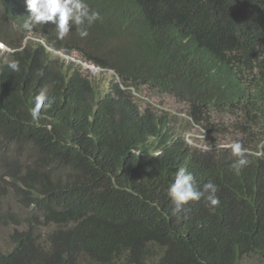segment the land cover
<instances>
[{
  "label": "trees",
  "instance_id": "obj_1",
  "mask_svg": "<svg viewBox=\"0 0 264 264\" xmlns=\"http://www.w3.org/2000/svg\"><path fill=\"white\" fill-rule=\"evenodd\" d=\"M86 2L99 13L88 35L73 25L59 39L51 22L23 28L25 0H0V223L13 225L0 264L263 260L264 0ZM83 62L114 74L104 95ZM44 87L55 102L34 119ZM141 89L184 103L210 133L224 127L215 112L234 116L249 164L237 174L215 140L189 146L170 112L136 100ZM180 167L198 190L216 184L219 204L175 212L167 189Z\"/></svg>",
  "mask_w": 264,
  "mask_h": 264
},
{
  "label": "clouds",
  "instance_id": "obj_2",
  "mask_svg": "<svg viewBox=\"0 0 264 264\" xmlns=\"http://www.w3.org/2000/svg\"><path fill=\"white\" fill-rule=\"evenodd\" d=\"M25 2L29 15L24 21L23 28L31 31L36 25H44L51 22L55 25V30L59 39H63L67 36L73 25L78 30L81 37H86L88 31L85 25H91L99 18V13L91 11L86 0H25ZM0 44L2 46L5 45L1 41ZM4 47L0 49L4 50V52L10 51V48L6 45ZM56 55L65 62L80 63V59L77 60L72 55L69 56L60 52H57ZM84 66L98 69L99 72L106 71L86 63H84ZM8 68L12 72H19V61H9ZM54 102V97L50 96L48 88H42L35 97L34 108L31 113L32 117L34 119L37 118L41 110L50 109ZM187 144L191 147L194 146L189 143ZM230 146L231 153L235 158L231 166L237 174H239V172L249 164V160L247 159L246 152L241 142L237 141ZM204 147H207V144H205ZM256 154L259 155L260 153L258 152ZM217 192L218 186L212 181L205 183L202 191L198 190L195 177L184 167H180L176 170L174 179L167 189V195L175 206L174 211L177 213L180 212L183 205L187 204L189 201H199L202 197L210 207L217 206L219 204V197L216 195Z\"/></svg>",
  "mask_w": 264,
  "mask_h": 264
},
{
  "label": "rangeland",
  "instance_id": "obj_3",
  "mask_svg": "<svg viewBox=\"0 0 264 264\" xmlns=\"http://www.w3.org/2000/svg\"><path fill=\"white\" fill-rule=\"evenodd\" d=\"M4 46L0 44V48ZM3 52L4 50L0 49V55H2ZM72 56L75 59L79 60V57L77 55L72 54ZM84 68H88V70L91 71L88 74L92 77L91 80L94 88L96 86L100 95H104L108 87L112 84V82H114V74L109 71L99 72L98 69L88 66H84ZM133 95L136 100L142 105L148 104V108H158L162 111L170 112L176 122V130L178 131V133L183 134L182 137H184L186 142L189 144L197 147H202L203 149L207 150L208 148L204 147V145L206 143H210L212 140L219 142L218 147H224L230 146L231 144L236 142L235 140H238V138L240 139V136L236 135V130L232 125L236 122V119L232 115L215 112V115H213V120L215 119L224 127L218 126L217 128L220 129L219 132L210 133L204 126L198 125L193 122V120L188 116L186 112L187 108L184 103L179 102L170 96L159 97L151 94L146 89L134 91ZM18 205L19 204H17L16 199L14 197H10L8 198V203L5 207H9V209H11L12 211L16 212L19 215H22L24 213V210L19 208L20 206ZM11 229H13V225L4 226L0 223V246L5 247L9 245L10 241L7 237V234L9 231H11ZM39 231L41 234H44L48 232V228L40 227ZM242 264H264V259L262 260L256 255H250L244 258Z\"/></svg>",
  "mask_w": 264,
  "mask_h": 264
}]
</instances>
